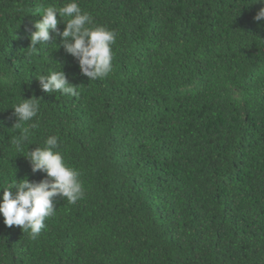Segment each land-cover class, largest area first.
Returning <instances> with one entry per match:
<instances>
[{"label": "trees", "instance_id": "trees-1", "mask_svg": "<svg viewBox=\"0 0 264 264\" xmlns=\"http://www.w3.org/2000/svg\"><path fill=\"white\" fill-rule=\"evenodd\" d=\"M67 2L0 0V195L46 178L24 155L49 135L85 190L55 197L35 239L0 214V264H264V4L77 0L118 34L113 72L90 80L55 33L27 51L37 9ZM58 63L78 96L41 90ZM22 95L41 111L17 150Z\"/></svg>", "mask_w": 264, "mask_h": 264}, {"label": "clouds", "instance_id": "clouds-1", "mask_svg": "<svg viewBox=\"0 0 264 264\" xmlns=\"http://www.w3.org/2000/svg\"><path fill=\"white\" fill-rule=\"evenodd\" d=\"M256 3L264 4V0H256ZM37 12L42 19L34 22L36 30L30 35L29 55L39 51L38 45H48L49 41H53L55 33V36L62 38L66 53L78 60L82 75L96 80L106 78L113 72V45L118 35L114 29L95 24L91 14L82 10L77 0H70L63 6L54 4L43 7ZM57 13L62 21H58ZM254 19L257 22L264 20V7L259 9ZM61 22L66 24L63 31L58 28ZM38 80L45 93L60 92L73 97L79 95V86L69 82L61 63L56 68H50L46 75H40ZM39 101L35 97L29 99L22 95L11 106L14 109L12 115L17 121L13 128L20 129L19 135L11 138L17 150L22 149L39 126L38 122H33L41 111ZM59 144L58 135H49L43 147L28 150L24 155L31 162L34 173L40 171L46 174L44 180H14L3 187L0 195V214L4 217L5 225L19 226L24 232H29L33 239L46 228L45 221L56 214L55 197L60 196L68 203L75 204L84 196L81 173L68 165L58 151Z\"/></svg>", "mask_w": 264, "mask_h": 264}]
</instances>
